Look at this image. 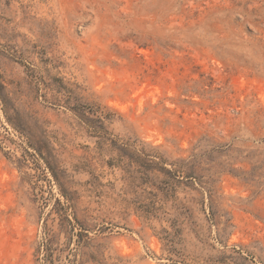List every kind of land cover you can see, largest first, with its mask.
<instances>
[{"label": "rangeland", "instance_id": "rangeland-1", "mask_svg": "<svg viewBox=\"0 0 264 264\" xmlns=\"http://www.w3.org/2000/svg\"><path fill=\"white\" fill-rule=\"evenodd\" d=\"M0 264H264V0H0Z\"/></svg>", "mask_w": 264, "mask_h": 264}]
</instances>
